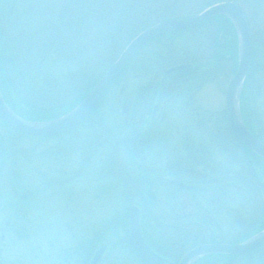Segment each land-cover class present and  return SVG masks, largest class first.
Here are the masks:
<instances>
[{
    "label": "trees",
    "instance_id": "trees-1",
    "mask_svg": "<svg viewBox=\"0 0 264 264\" xmlns=\"http://www.w3.org/2000/svg\"><path fill=\"white\" fill-rule=\"evenodd\" d=\"M38 1L0 0V86L7 104L20 117L45 122L66 114L88 94L139 33L165 20L190 17L212 5L230 1L243 9L252 41V65L241 96V113L251 134L264 143V112L258 113L254 106L260 94L256 96L260 87L257 81L260 64L252 28L262 24L261 32L264 33V0H68L71 19L68 30L72 31L68 38L76 41L59 38L61 30L58 27L49 32L43 25L33 26L35 19L38 24L42 22L36 12ZM97 7L101 19L91 16ZM176 40L181 41L180 47L174 46ZM155 44L154 50L151 49ZM224 61L229 62L227 71L231 78L238 66V36L229 19L217 16L197 28L146 44L128 62L111 88L131 74L147 77L143 93L136 100L137 120L136 115L133 116L142 131L147 128L144 124L150 117L152 105L160 104L153 102L154 96L147 98L146 92L154 90L161 99L168 95L161 80L169 68L191 64L189 69L172 74L171 79L166 78L165 83L171 81L175 89L190 78L201 76L206 82L218 78L224 72ZM107 94L80 127L58 138L67 137L80 128L92 127L90 138L98 144L102 140L108 143L107 154L112 152H109L110 144L116 140L115 148L121 155L109 158L110 161L115 159L119 168H135L137 162L128 140L121 146L97 114ZM196 118L201 132L218 147L222 157L231 164L230 168L219 162L213 153L203 150V146L191 145L186 158L177 159L179 161L170 165L168 171L157 172L154 168L145 171V183L128 171L124 173L125 199L131 206L136 204L141 208V227L147 243L176 263L200 245L238 244L264 229V160L237 140L231 131L226 108L219 113L200 109ZM95 127L100 131L94 130ZM26 138L32 139L0 122V176L10 154H23L24 149L18 146ZM190 165L194 170L188 168ZM135 169L139 173L140 169ZM182 172L189 174L192 180H182L185 175ZM21 186L25 193L26 187ZM39 193L23 197L17 191L16 195L31 200ZM184 198L190 203V212ZM163 199H167L164 204ZM128 216L119 213L103 222L90 243L82 248L81 253H86L83 264H88L95 253L92 245L111 238L114 231L118 242L111 249L145 264L130 241ZM224 263L264 264V246L240 258L209 255L195 264Z\"/></svg>",
    "mask_w": 264,
    "mask_h": 264
},
{
    "label": "rangeland",
    "instance_id": "rangeland-1",
    "mask_svg": "<svg viewBox=\"0 0 264 264\" xmlns=\"http://www.w3.org/2000/svg\"><path fill=\"white\" fill-rule=\"evenodd\" d=\"M38 3L36 12L42 22L39 21L38 24L35 19L33 26L40 28L43 25L49 32L58 27L61 30L59 38L76 41L68 38V34H72L68 30L71 21L68 0H39ZM94 10L96 11L91 16L101 19L98 7ZM252 28L260 64L257 67L260 87L256 96L258 92L260 94L254 106L262 114L264 33L261 32L262 24ZM156 46L157 44L152 45L151 49L154 50ZM174 46L180 47L181 41L176 40ZM227 63L224 61V72L218 78L209 82L201 80V76L190 78L183 86L175 88L172 91L174 94L169 92L163 99L154 90L147 91V98L154 96L153 102L160 103V112L152 120L154 103L150 117L144 124L147 128H142V131H139L138 122L136 124L133 121V116L136 115L137 120L136 100L143 93L147 77L131 74L130 78L123 79L110 89L97 114L104 119L112 137L114 135L121 146L128 140L127 143L133 150L131 140L136 138V133H142L141 138L137 136L135 139V151H138L136 156L141 158L136 159L135 168L139 170L142 164L144 170L140 169L139 173L132 167L119 168L115 159L110 161L113 156L120 154V150L115 148L116 140L113 138L109 149L112 152L107 154L108 143L104 144L103 140H99L98 144L90 138L92 127L80 128L62 138L57 136L43 141L26 138L21 141L18 148L24 149L23 154H10L0 176V264H83L86 253H81L82 248L90 243L89 240L103 222L119 213L129 215L131 204L124 195L127 188L124 173L127 171L143 182L145 171H150V168L157 172L165 169L168 171L170 165L179 161L177 159L186 158L191 145L203 146V150L210 151L219 162L230 168L231 164L222 157L218 147L209 141L207 135L201 132L196 120L200 109L212 113L225 110V93L231 79L227 71L229 62ZM170 96L172 98L162 108L164 99ZM96 128L94 130L100 131ZM135 130L138 132L134 133ZM189 137L194 139H188ZM188 168L194 167L190 165ZM184 174L182 180H192L189 174ZM165 177L170 179L169 175ZM21 184L26 187L25 193ZM160 190L164 188L161 186ZM17 191L23 197L28 196V193H40L31 200H23L16 195ZM164 199L163 204L167 201ZM183 200L190 212L189 201L186 198ZM152 224L155 225V222ZM116 233L114 231L111 238L108 237L102 243L99 240L92 245L96 248L95 252L103 246L108 248L99 264H141L132 256L111 249L118 242Z\"/></svg>",
    "mask_w": 264,
    "mask_h": 264
},
{
    "label": "water",
    "instance_id": "water-1",
    "mask_svg": "<svg viewBox=\"0 0 264 264\" xmlns=\"http://www.w3.org/2000/svg\"><path fill=\"white\" fill-rule=\"evenodd\" d=\"M222 16L234 25L238 36V66L231 78L225 95L226 112L231 131L237 140L264 160V143L251 134L241 113V95L252 65V41L250 27L243 9L234 2H221L204 9L199 14L165 20L139 33L124 49L115 63L97 81L88 94L66 114L45 122H33L20 117L7 104L0 87V121L13 130L34 138H49L64 135L84 123L100 104L106 93L119 77L136 52L146 44L179 32L196 28L214 17ZM190 65H180L169 69L166 75L188 69ZM164 82V81H163ZM137 138V137H136ZM135 138V139H136ZM129 236L137 256L146 264H176L156 252L147 243L141 227V209L134 205L128 220ZM264 246V229L239 244H204L188 252L178 264H194L201 258L213 254L243 256ZM106 247L100 248L90 264H99Z\"/></svg>",
    "mask_w": 264,
    "mask_h": 264
},
{
    "label": "flooded vegetation",
    "instance_id": "flooded-vegetation-1",
    "mask_svg": "<svg viewBox=\"0 0 264 264\" xmlns=\"http://www.w3.org/2000/svg\"><path fill=\"white\" fill-rule=\"evenodd\" d=\"M180 71H182V70H180ZM180 71H176V72H173V73H170V74H168V75H166V72H165V74L163 75L164 77H163V79L164 80H161V82H162V87H164L165 89H167V92L169 93V92H171V93H173L174 94V92H172V91H174L175 89H174V83L172 84L171 83V81H170V83H168V80H167V82L165 83V81H166V78H168L169 77V79H171V77H172V74H174V73H177V72H180ZM174 78H172V80H173ZM164 81V82H163ZM173 82H174V80H173ZM176 83V82H175ZM173 96V95H172ZM172 96H170V97H167L166 99H164V103L162 104L163 106H162V108L163 107H165L166 106V104L170 101V99L172 98ZM160 98H161V96H160ZM158 107H159V104H155L154 105V108H153V114H152V116H151V118H152V120H154L155 118H156V114L158 113V111H159V109H158ZM161 110V109H160ZM160 112V111H159ZM136 136L135 137H137V136H140L139 138H141L142 137V133H136L135 134ZM140 141V140H139ZM131 146L133 147V153H134V156H135V158L137 159H141L140 158V156H136V152L137 151H135V149H137L136 148V143H137V140H135V139H133V140H131ZM140 169L142 170V171H144L143 170V165L142 164H140ZM145 179V178H144ZM143 183H145V180L143 181Z\"/></svg>",
    "mask_w": 264,
    "mask_h": 264
}]
</instances>
